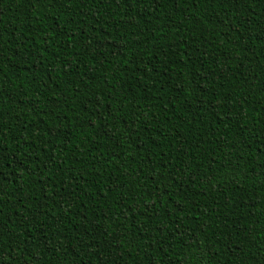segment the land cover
I'll use <instances>...</instances> for the list:
<instances>
[{"label":"trees","instance_id":"16d2710c","mask_svg":"<svg viewBox=\"0 0 264 264\" xmlns=\"http://www.w3.org/2000/svg\"><path fill=\"white\" fill-rule=\"evenodd\" d=\"M0 264H264V0H0Z\"/></svg>","mask_w":264,"mask_h":264}]
</instances>
